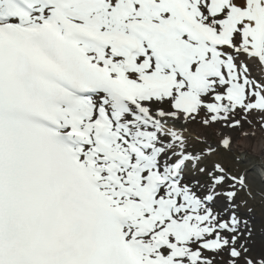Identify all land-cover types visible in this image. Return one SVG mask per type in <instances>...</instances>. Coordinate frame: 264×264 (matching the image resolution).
Wrapping results in <instances>:
<instances>
[{"label":"snow or ice","instance_id":"1","mask_svg":"<svg viewBox=\"0 0 264 264\" xmlns=\"http://www.w3.org/2000/svg\"><path fill=\"white\" fill-rule=\"evenodd\" d=\"M0 264H264V0H0Z\"/></svg>","mask_w":264,"mask_h":264}]
</instances>
